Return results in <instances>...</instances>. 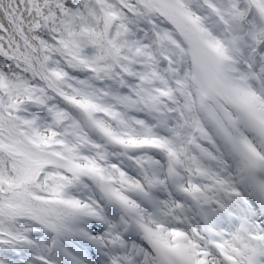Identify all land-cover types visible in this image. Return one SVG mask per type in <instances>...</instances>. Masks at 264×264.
Returning a JSON list of instances; mask_svg holds the SVG:
<instances>
[{
  "label": "snow or ice",
  "instance_id": "snow-or-ice-1",
  "mask_svg": "<svg viewBox=\"0 0 264 264\" xmlns=\"http://www.w3.org/2000/svg\"><path fill=\"white\" fill-rule=\"evenodd\" d=\"M0 264H264V0H0Z\"/></svg>",
  "mask_w": 264,
  "mask_h": 264
}]
</instances>
